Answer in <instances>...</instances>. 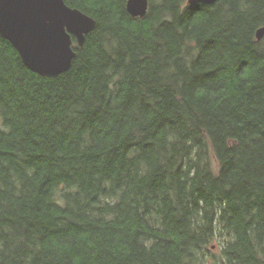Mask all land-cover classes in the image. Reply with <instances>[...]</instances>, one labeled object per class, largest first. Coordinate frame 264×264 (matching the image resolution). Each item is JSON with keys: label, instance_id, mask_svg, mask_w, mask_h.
<instances>
[{"label": "trees", "instance_id": "16d2710c", "mask_svg": "<svg viewBox=\"0 0 264 264\" xmlns=\"http://www.w3.org/2000/svg\"><path fill=\"white\" fill-rule=\"evenodd\" d=\"M70 69L0 33V264H264V0H65Z\"/></svg>", "mask_w": 264, "mask_h": 264}, {"label": "water", "instance_id": "95a60500", "mask_svg": "<svg viewBox=\"0 0 264 264\" xmlns=\"http://www.w3.org/2000/svg\"><path fill=\"white\" fill-rule=\"evenodd\" d=\"M126 9L131 16L143 18L149 0H127ZM95 27L94 17L65 0H0L1 35L12 43L26 66L42 76L68 71L77 54L73 38L83 47L86 35ZM256 37H264V26L257 29Z\"/></svg>", "mask_w": 264, "mask_h": 264}]
</instances>
